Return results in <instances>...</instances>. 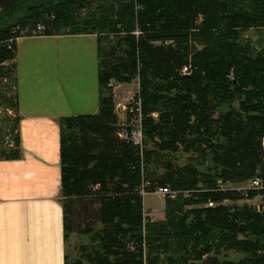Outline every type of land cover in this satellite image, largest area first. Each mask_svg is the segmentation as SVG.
I'll return each instance as SVG.
<instances>
[{"label": "trees", "instance_id": "trees-1", "mask_svg": "<svg viewBox=\"0 0 264 264\" xmlns=\"http://www.w3.org/2000/svg\"><path fill=\"white\" fill-rule=\"evenodd\" d=\"M251 29L264 30V0H0V99L15 113L0 159L20 155L16 41L97 45V111L58 124L63 235L88 238L65 264H264V45ZM130 80L119 121L112 92ZM161 187L173 196L151 220L141 201Z\"/></svg>", "mask_w": 264, "mask_h": 264}, {"label": "crops", "instance_id": "crops-1", "mask_svg": "<svg viewBox=\"0 0 264 264\" xmlns=\"http://www.w3.org/2000/svg\"><path fill=\"white\" fill-rule=\"evenodd\" d=\"M94 38L59 34L16 41L20 155L0 159V264H65L74 237L85 240L63 235L58 124L97 111ZM117 112L123 117L121 108Z\"/></svg>", "mask_w": 264, "mask_h": 264}, {"label": "rangeland", "instance_id": "rangeland-1", "mask_svg": "<svg viewBox=\"0 0 264 264\" xmlns=\"http://www.w3.org/2000/svg\"><path fill=\"white\" fill-rule=\"evenodd\" d=\"M242 36L248 38L251 41V44L253 47L258 48L262 45H264V30H257V29H251L250 31L243 32ZM182 74L185 73V69L181 71ZM119 87L116 88V90L113 92L114 96V109L115 111L121 110L124 112L126 110V107L130 104L131 102V97L133 92L137 89V84L136 81L130 80V83H119ZM2 87L0 86V92H1ZM13 91V88L11 90V93ZM10 93V90L8 94ZM9 106L4 104L3 100L0 99V151L8 149L9 145L12 147L13 146V141L12 137H14L15 132L11 133L10 129L12 126L13 127V117L15 115L14 111L12 108H8ZM119 114V112H117ZM11 140V141H10ZM261 145L263 147L264 151V141H261ZM189 153H179L177 157L175 158V162L179 165L185 164V158H187ZM263 162H264V156ZM248 181H246L244 184H230L226 185L225 187L230 188V187H235L237 189L243 190L248 187L247 184ZM164 200L165 197L162 195L155 194L153 193H148L142 198L141 204L143 208V216H146L147 218H150L151 220H156L160 221L163 219L162 213H163V206H164ZM248 205H251V207H258L260 200L259 197H255L253 200L250 199H244V202ZM238 204H241L239 202ZM73 235V233H70ZM76 236V235H75ZM82 237L85 238L84 242L80 241L81 239H73L71 242L72 244H69L68 246V251H67V257L69 256L70 258L72 257H77L78 253L76 250L77 245H80L81 243H88V238L86 235H82ZM81 237V238H82ZM227 256L230 257V254L228 253ZM232 257V256H231Z\"/></svg>", "mask_w": 264, "mask_h": 264}, {"label": "built area", "instance_id": "built-area-1", "mask_svg": "<svg viewBox=\"0 0 264 264\" xmlns=\"http://www.w3.org/2000/svg\"><path fill=\"white\" fill-rule=\"evenodd\" d=\"M128 136H129L130 139L133 140L135 143H138V142L140 143V141H141V136L139 135V130H138V128L133 129V130L128 134ZM251 185H252V186H256V182H252ZM155 194H158V195H161V196L167 194L168 197H172V196H173V194H171V193L169 192L168 189H166V188H162V187H161V189H157L156 192H155ZM207 205H208V206H211L210 202H208Z\"/></svg>", "mask_w": 264, "mask_h": 264}, {"label": "water", "instance_id": "water-1", "mask_svg": "<svg viewBox=\"0 0 264 264\" xmlns=\"http://www.w3.org/2000/svg\"><path fill=\"white\" fill-rule=\"evenodd\" d=\"M117 112V111H116ZM118 114V113H117ZM122 114H123V117H120L119 115H118V117H119V121H122V119L124 118V112H122Z\"/></svg>", "mask_w": 264, "mask_h": 264}]
</instances>
